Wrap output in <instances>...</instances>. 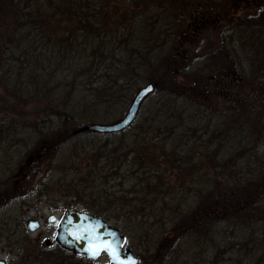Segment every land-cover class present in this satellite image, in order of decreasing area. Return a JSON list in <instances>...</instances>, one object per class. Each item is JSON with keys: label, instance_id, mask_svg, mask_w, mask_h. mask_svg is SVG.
<instances>
[{"label": "trees", "instance_id": "1", "mask_svg": "<svg viewBox=\"0 0 264 264\" xmlns=\"http://www.w3.org/2000/svg\"><path fill=\"white\" fill-rule=\"evenodd\" d=\"M148 1L0 0L1 80H9L13 97L21 103L30 99L22 95L21 79L27 85L35 82L34 88L38 82L66 83L107 116L128 100L126 84L147 75V85L154 86L159 101L146 128L132 124L115 134H84L87 140L80 148L72 143L71 154L83 164L73 169L74 196L95 216L131 220L142 228L150 220L158 223L155 204H162L163 210L173 205L175 223L164 224L156 234V246L139 255L138 264H164L182 240L197 238L205 223H213V264H264V4L255 5V12L243 18L228 11L231 2L215 4L227 12L214 16L216 44L201 55V65L214 74L229 63L233 72L231 79H213V93L207 86L204 100L198 91L205 82L192 76L185 82L172 47L161 52L182 25L177 9L189 5L160 0L154 16L147 9L154 0ZM165 9L174 12L166 16ZM141 51L147 54L142 61L135 55ZM115 55L119 58L113 59ZM145 60V74L131 73L126 81L118 72L110 75L115 67H140ZM223 78L236 87H224ZM51 110L61 121H50V147L59 148L73 142L77 127L62 108ZM206 167L213 170L208 176L213 191L203 197L209 205L203 202L194 215H186L170 192V180L175 178L182 187ZM110 179L119 182L108 186ZM198 193L195 188L193 195ZM209 212L213 216L207 219ZM24 261L50 262L31 257Z\"/></svg>", "mask_w": 264, "mask_h": 264}, {"label": "rangeland", "instance_id": "2", "mask_svg": "<svg viewBox=\"0 0 264 264\" xmlns=\"http://www.w3.org/2000/svg\"><path fill=\"white\" fill-rule=\"evenodd\" d=\"M159 1L154 0L147 7L153 15V12L157 11L155 7L158 6ZM181 1L184 2L185 7L189 5V8H183V11L177 9L182 18L179 23L182 25L177 35L173 37V41L166 42L165 51L161 52H166L171 46L174 56L179 57V63L184 70L182 78L185 80L187 76H192L198 83L205 82L198 91L200 98L205 100L209 96L207 94L208 87L213 93V79L220 75L231 79L230 75L233 72L229 63H224L222 69L214 70V74L213 69L208 72L205 65H201V55L213 51V46L216 44V31L213 28L214 16L219 15V12L222 11V13L227 12L226 7L220 11L219 6L215 4L231 2L227 6L233 9L228 8V11L236 12L235 15L243 18L245 14L248 15L251 12L253 14L255 5L264 4V0ZM144 3H149V1L144 0ZM175 4L174 6H176ZM166 10L163 11L166 16L174 12ZM142 46L147 49L145 45ZM135 55L140 61L147 56L144 51ZM114 58L118 59L119 55H115ZM134 59L138 61L137 58ZM146 62L145 60L140 67H138L139 64L128 65L125 63L118 71L115 67V71L110 75L115 76L118 72L124 76V81H126L131 73L136 75L141 70V73L145 74ZM1 63H4L3 54L0 58ZM3 67L6 66L3 65ZM146 78L147 75L139 76L131 82V85L126 84L125 87L129 90L128 100L123 104L115 105L112 109L113 113L106 116L103 109L94 110V104L89 98L79 96L66 83L58 85L53 81L51 84L50 82L49 84L38 82V86L34 88L35 82L32 83L30 80L27 85L26 79H21L20 83L24 88L22 95L25 93L30 95L27 102L21 103L22 100L14 98L12 95L15 94L12 91V84L7 79L2 81V75H0V260H3L5 264H25L24 259L29 257L36 260L41 259L43 262L50 260L46 264H110L105 255L90 262L83 256H74L62 249L61 252L56 249L58 246L55 245L54 239L57 222L61 220L65 212H77L100 218L87 212L85 204L76 198L71 190L74 178L73 169L83 164L82 161H77L70 151L72 143L78 144V148L85 143L87 139L84 134L98 133L76 134L73 142H67L59 148L50 147L52 141L50 121L54 125L61 121V118H56L52 114L51 109L55 111V107L62 108V111L70 114L71 122L75 123L77 130L86 125H114L125 117L134 95L147 85ZM228 79L227 81L224 79L222 85L236 87L234 83H229ZM231 89L234 90V88ZM158 101V96L153 92L148 95L139 106L133 126L139 129L146 128L149 125L150 116L153 115L154 104ZM91 104L93 105L91 106ZM210 108L213 109V105ZM115 112L117 113L115 114ZM132 130L135 132L134 129ZM137 140L143 143L142 136H138ZM209 175H213V170L210 171V168L206 167L193 178V184L190 183V179H187L182 187L174 182L175 178H171L170 192L175 197L177 195V203L183 208L186 215H194L193 212L204 203L209 205L208 202L203 201L204 195L208 194L211 189L213 191V183L208 178ZM118 182V180L110 179L108 186ZM195 188L200 192L197 195H193ZM78 190L81 189L78 188ZM172 204H176V201L174 200ZM171 208L173 210L168 213V209ZM152 210L155 211L156 216H158L156 212L159 211V217L155 220L158 223L151 224L152 220H150L145 228L123 218L110 221L100 218L111 228H116L120 232L124 239V247L133 250L137 264L139 255H145L146 250H152L156 246L154 245L156 234L162 231L161 228L164 224L166 222L175 223L173 205H168L163 210L162 204L157 207L155 204ZM109 213L114 216L111 211H107V214ZM210 216L213 214L209 212L204 217L208 219ZM51 217L55 218V222L52 224L48 222ZM147 217H151V215ZM29 220L39 222L37 231L31 233L25 228V224ZM205 226L207 227L201 231V234H198L197 238L189 236L182 240L178 247L170 252L171 254L164 264H213V259H211L213 256V223H205ZM168 227L170 226L168 225ZM47 241L49 242L48 247L45 246Z\"/></svg>", "mask_w": 264, "mask_h": 264}, {"label": "water", "instance_id": "3", "mask_svg": "<svg viewBox=\"0 0 264 264\" xmlns=\"http://www.w3.org/2000/svg\"><path fill=\"white\" fill-rule=\"evenodd\" d=\"M154 90V86L149 84L141 88L133 97L125 117L114 125L99 126V125H86L78 130L75 134L96 132L98 134H115L123 132L129 128L137 115L141 102L150 95ZM49 223H54L55 218L51 217L48 220ZM73 228L76 235H80L82 239H75L73 235H70L69 228ZM83 227L84 229H80ZM25 228L28 232H35L39 228V222L36 220H29L25 224ZM76 231V232H75ZM99 236L104 240L118 242L119 248L117 249L121 259L132 258L136 262L132 249H122L124 245V239L120 235V232L116 228H111L102 219L77 212H65L61 220L57 223V230L55 236V244L64 250L65 252L72 253L74 256H83L85 260L93 262L98 260L102 255H105L110 264H115L107 252L99 253L95 258L91 257L86 249L89 246V240L92 237ZM45 246H49V242L45 243ZM0 264H5L0 261Z\"/></svg>", "mask_w": 264, "mask_h": 264}, {"label": "snow or ice", "instance_id": "4", "mask_svg": "<svg viewBox=\"0 0 264 264\" xmlns=\"http://www.w3.org/2000/svg\"><path fill=\"white\" fill-rule=\"evenodd\" d=\"M70 235H73L77 240L82 239L80 235H76L74 233H70ZM118 248V242L104 240L99 236H95L90 238L89 246L86 251L89 252L93 258H95L101 252H107L115 264H137V262L132 258L121 259L117 250Z\"/></svg>", "mask_w": 264, "mask_h": 264}, {"label": "flooded vegetation", "instance_id": "5", "mask_svg": "<svg viewBox=\"0 0 264 264\" xmlns=\"http://www.w3.org/2000/svg\"><path fill=\"white\" fill-rule=\"evenodd\" d=\"M80 229L82 230V229H84V228H83V227H80ZM68 231H69L70 233H74V230H73V228H71V227L68 229ZM75 232H76V231H75ZM74 234H75V233H74ZM125 248H126V247H124V246L122 247L123 250H124ZM0 261H3V260H0ZM3 262H4V261H3ZM4 263H5V262H4Z\"/></svg>", "mask_w": 264, "mask_h": 264}]
</instances>
